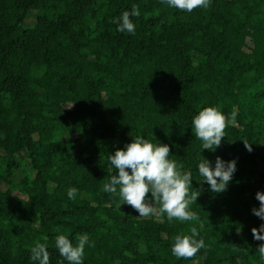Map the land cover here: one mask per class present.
Segmentation results:
<instances>
[{"label":"trees","instance_id":"obj_1","mask_svg":"<svg viewBox=\"0 0 264 264\" xmlns=\"http://www.w3.org/2000/svg\"><path fill=\"white\" fill-rule=\"evenodd\" d=\"M133 5L135 34L117 31ZM205 107L237 112L213 150L192 124ZM137 136L167 144L191 172L197 220L138 217L119 186L103 190L117 174L109 156ZM263 137L264 0L191 13L162 0H0V264H39L37 242L49 264H69L56 237L75 246L85 234L83 264H264L251 232L264 223L251 211L264 192ZM217 157L236 161L221 193L198 171ZM192 227L206 247L177 258L174 237Z\"/></svg>","mask_w":264,"mask_h":264},{"label":"clouds","instance_id":"obj_2","mask_svg":"<svg viewBox=\"0 0 264 264\" xmlns=\"http://www.w3.org/2000/svg\"><path fill=\"white\" fill-rule=\"evenodd\" d=\"M168 6L191 13L197 8H208L210 0H162ZM138 6L133 5L131 11H124L118 20L117 31L135 34L136 25L131 17H138ZM237 112L234 110L231 117H226L217 107H205L193 117L192 124L197 139L201 140L202 149L213 150L219 147L225 137V129L229 123L235 125ZM244 142L245 148L251 152V144ZM170 149L167 144H153L139 136L126 143L123 149H117L109 156L111 165L117 174L111 176L103 190L114 195L117 194L123 201L122 204L131 206L142 218L150 215L166 214L169 222L175 220L195 221L198 215L189 210V206L197 201L200 190L193 189L191 185V172H182V165H177L170 160ZM130 170V171H129ZM199 174L207 182L210 190L221 193L227 189L228 184L236 171V161H223L220 157L215 160L214 167L211 162L203 159L198 164ZM76 188L68 190L70 199L75 198ZM151 193V197L147 195ZM255 199L259 202L258 208H253V215L264 221V192L257 191ZM154 202L160 204L159 211L154 207ZM191 235H176L171 251L177 258L191 259L197 252L205 248L203 239H196L197 229H190ZM253 238L264 242V223L259 228L251 229ZM46 239V238H45ZM89 244L87 234L77 238L75 246L66 235H58L55 245L60 256L69 264H83L84 249ZM91 246V245H90ZM47 245L37 242L31 248V259L39 264H49L50 253ZM257 251L264 257V243H260Z\"/></svg>","mask_w":264,"mask_h":264},{"label":"rangeland","instance_id":"obj_3","mask_svg":"<svg viewBox=\"0 0 264 264\" xmlns=\"http://www.w3.org/2000/svg\"><path fill=\"white\" fill-rule=\"evenodd\" d=\"M32 23H33V19H31V18H28V19H26L25 20V22H24V24L26 25V26H32ZM223 113V112H222ZM260 146H261V154L262 155H264V137L263 138H261V140H260ZM259 166H260V168L261 167H263V164L260 162L259 163ZM158 212V211H157ZM152 216H158V215H156V214H153Z\"/></svg>","mask_w":264,"mask_h":264}]
</instances>
